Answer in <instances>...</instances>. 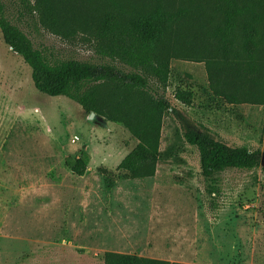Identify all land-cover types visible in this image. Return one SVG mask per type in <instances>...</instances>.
I'll return each instance as SVG.
<instances>
[{
	"label": "rangeland",
	"instance_id": "rangeland-1",
	"mask_svg": "<svg viewBox=\"0 0 264 264\" xmlns=\"http://www.w3.org/2000/svg\"><path fill=\"white\" fill-rule=\"evenodd\" d=\"M7 19L52 61L111 64L96 54L99 23L154 0H0ZM49 6L56 11L50 13ZM0 32V264H104L107 252L184 264H264V167L219 176L207 194L198 151L167 113L153 178L118 171L138 142L120 123L39 93ZM205 63L171 61L166 97L194 94L190 118L233 147L264 154V106L216 97ZM110 111L119 105L102 87ZM180 106V105H179ZM182 107V106H180ZM88 163L84 177L72 167Z\"/></svg>",
	"mask_w": 264,
	"mask_h": 264
},
{
	"label": "trees",
	"instance_id": "trees-1",
	"mask_svg": "<svg viewBox=\"0 0 264 264\" xmlns=\"http://www.w3.org/2000/svg\"><path fill=\"white\" fill-rule=\"evenodd\" d=\"M27 3L28 0H21ZM50 13L55 14L52 6ZM3 41L32 71L35 89L48 97H65L90 116L122 124L138 142L118 171L134 179L153 178L160 160L165 113L179 124L183 140L199 154L207 194L220 195L219 176L229 170L262 167L263 153L233 147L203 124L192 120L194 94L177 89L174 105L166 97L171 61L207 65L214 96L229 105L264 106V0H154L145 9L121 8L99 23L96 54L111 64L52 61L6 17L0 1ZM112 87L119 105L113 111L101 100ZM88 163L72 167L84 177ZM104 264H180L107 252Z\"/></svg>",
	"mask_w": 264,
	"mask_h": 264
},
{
	"label": "crops",
	"instance_id": "crops-1",
	"mask_svg": "<svg viewBox=\"0 0 264 264\" xmlns=\"http://www.w3.org/2000/svg\"><path fill=\"white\" fill-rule=\"evenodd\" d=\"M113 253H118V254H128V253H123V252H113ZM130 255V254H129ZM139 257V256H138ZM141 258H146V259H151V260H159V261H165V262H169L168 259L166 258H159V257H152V256H140ZM171 263V262H170ZM173 263V262H172ZM180 264H184V263H180Z\"/></svg>",
	"mask_w": 264,
	"mask_h": 264
},
{
	"label": "water",
	"instance_id": "water-1",
	"mask_svg": "<svg viewBox=\"0 0 264 264\" xmlns=\"http://www.w3.org/2000/svg\"><path fill=\"white\" fill-rule=\"evenodd\" d=\"M95 117H96L95 114L92 113V114L89 116V120H93ZM262 167H264V155H263V157H262Z\"/></svg>",
	"mask_w": 264,
	"mask_h": 264
}]
</instances>
